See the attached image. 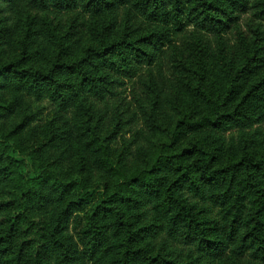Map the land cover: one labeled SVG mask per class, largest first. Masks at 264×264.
I'll return each mask as SVG.
<instances>
[{
  "label": "trees",
  "instance_id": "trees-1",
  "mask_svg": "<svg viewBox=\"0 0 264 264\" xmlns=\"http://www.w3.org/2000/svg\"><path fill=\"white\" fill-rule=\"evenodd\" d=\"M168 53L190 102L119 147ZM263 145L264 0H0V264H264Z\"/></svg>",
  "mask_w": 264,
  "mask_h": 264
},
{
  "label": "rangeland",
  "instance_id": "rangeland-1",
  "mask_svg": "<svg viewBox=\"0 0 264 264\" xmlns=\"http://www.w3.org/2000/svg\"><path fill=\"white\" fill-rule=\"evenodd\" d=\"M70 16H66L62 19V22H68L71 21ZM80 37V36H79ZM237 47H239L237 45ZM186 49H181V52H185ZM174 65L175 60L172 58V55L170 53L167 54L163 58V60L160 62L159 66L157 67V70L155 72V75L152 79H149V84L146 87V84L141 82L139 84V87L136 88L135 91H133V88L131 85H128V88H123L121 90L122 97H128L130 101H127L121 104V107L118 109L115 108L116 105L114 104V99H107L105 102H95V110L99 113L98 119L101 117H104V125L105 127L111 128V126L117 122L118 120L121 121L122 124H124V132L119 136V147H123V145H128L135 151L139 148H148L150 146V139L152 137V134L149 133V115L153 112V106L151 98H158L156 101H159L160 108L159 111L162 114L168 115L171 112V106L172 104H176V101L181 102L183 98H185L186 102H190L189 99V93L186 91L184 93L185 97H182L180 99H176V95L178 93H182L181 90H185L186 86L185 84H182L177 81L176 79L173 81L172 79V73L174 72ZM148 81V80H147ZM167 81H173L172 86V93L168 94L166 97L163 95L164 88L167 85ZM133 94H136V98L139 99L138 103L135 100H131L133 98ZM120 98V99H123ZM184 103V104H185ZM33 110L36 113V117L39 118L40 124L42 125L45 121L44 119L47 118L51 112L53 111L54 107L53 104L49 101L44 102H34L32 103ZM154 116V115H153ZM170 117H167L166 122L164 124L165 119L163 120V117L160 119V128L166 129L169 127L170 124ZM152 125V121L150 122ZM36 124H33V127H35ZM154 139V138H153ZM152 139V140H153ZM229 143V139H228ZM264 146V145H263ZM260 151H263L264 149ZM56 158L60 159H66V155L63 154L62 151L56 150L55 153ZM72 159V158H71ZM75 160H68L65 161L64 165H69L70 167H73V171L75 170L74 165H79L83 162L81 158L76 157ZM77 174V171H74L73 175ZM162 240V239H161ZM161 245L159 241H156V245ZM164 254H167V252H171L168 245H164ZM222 262V261H221ZM220 262V263H221ZM222 264H242L239 259L237 258H226L223 260ZM244 264V263H243Z\"/></svg>",
  "mask_w": 264,
  "mask_h": 264
}]
</instances>
